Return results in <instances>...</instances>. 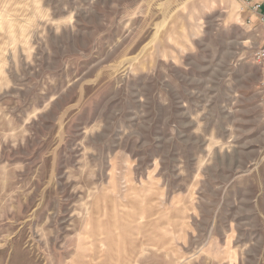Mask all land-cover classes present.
<instances>
[{
    "label": "rangeland",
    "instance_id": "374dc122",
    "mask_svg": "<svg viewBox=\"0 0 264 264\" xmlns=\"http://www.w3.org/2000/svg\"><path fill=\"white\" fill-rule=\"evenodd\" d=\"M263 33L238 0H0V264H264Z\"/></svg>",
    "mask_w": 264,
    "mask_h": 264
},
{
    "label": "built area",
    "instance_id": "2783aa9c",
    "mask_svg": "<svg viewBox=\"0 0 264 264\" xmlns=\"http://www.w3.org/2000/svg\"><path fill=\"white\" fill-rule=\"evenodd\" d=\"M239 1L243 5L248 7L252 11V13L258 17L259 22L261 23L264 29V11H260V8L258 5L250 6L248 0H239ZM254 61L260 70L261 91H262L263 99H264V33H263L262 43L254 55Z\"/></svg>",
    "mask_w": 264,
    "mask_h": 264
},
{
    "label": "crops",
    "instance_id": "0c3cea01",
    "mask_svg": "<svg viewBox=\"0 0 264 264\" xmlns=\"http://www.w3.org/2000/svg\"><path fill=\"white\" fill-rule=\"evenodd\" d=\"M239 1V0H238ZM249 5H258L260 8V11H264V0H248ZM240 2V1H239ZM241 3V2H240ZM242 4V3H241ZM256 16V15H255Z\"/></svg>",
    "mask_w": 264,
    "mask_h": 264
}]
</instances>
